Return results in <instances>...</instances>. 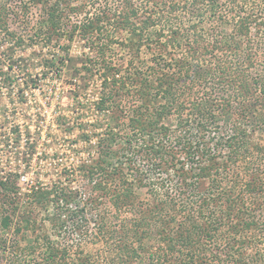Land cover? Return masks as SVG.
<instances>
[{"label":"trees","instance_id":"trees-1","mask_svg":"<svg viewBox=\"0 0 264 264\" xmlns=\"http://www.w3.org/2000/svg\"><path fill=\"white\" fill-rule=\"evenodd\" d=\"M29 1L41 11L33 36L47 47L64 43L65 54L47 57L44 69L59 77L78 38L91 52L87 78L100 81L95 110L117 116L96 141L100 158L77 166L83 193L66 177L49 189L36 180L21 194L18 171L0 173V233L11 234L0 236V264H97L81 242L53 239L94 216L92 231L108 249L103 264H264L261 0H105L74 23L82 12L72 0ZM6 2L0 34L12 41L8 18L17 13ZM116 45L129 53L126 62L112 58ZM13 66L0 56V77L9 81ZM136 187L150 188L151 203L140 201ZM22 205L25 215H17ZM37 208L51 209L54 233H39ZM107 209L130 217L113 227ZM152 236L158 243L146 248ZM5 253L11 257L3 263Z\"/></svg>","mask_w":264,"mask_h":264},{"label":"rangeland","instance_id":"rangeland-1","mask_svg":"<svg viewBox=\"0 0 264 264\" xmlns=\"http://www.w3.org/2000/svg\"><path fill=\"white\" fill-rule=\"evenodd\" d=\"M103 2L105 0H72V5L79 7V11L82 13L79 16L71 17L70 22L79 21L85 14L93 12V8ZM6 3L9 9L13 6L17 15L8 18V28L15 34L14 40L11 41L10 38L0 34V56L4 59V65H11V63L14 65L10 72L12 78L9 81L0 77V173L3 175L10 169H16L22 177L27 178L28 184L20 181L21 194L27 192L31 180L33 182L38 180L41 188L49 189L52 185L67 183L66 177L71 179L69 183L72 187L80 189L83 193L85 180L78 173V169L81 166L91 165L100 158V150H98L99 146L96 141L106 134L105 131L108 127H115L116 123L113 119L117 116V112L113 114L111 110H108L97 113L95 110L96 102L101 97L100 81L97 77L87 78V74L82 68L88 61V57L91 56V52L82 41L78 38L73 39L69 48L70 59L59 77L53 72H47L44 69V60L47 57L64 55V43H53L47 47L42 44L40 39L33 36L31 27L41 16L40 7L31 6L29 0H7ZM260 4L264 8V0H261ZM20 6L28 8L27 14H23V17L18 14ZM82 6L83 8H81ZM224 29L227 33L231 30L230 27H224ZM17 38L23 41L21 46L13 44ZM14 47L16 48L13 52L11 48ZM126 51L123 47L116 45V51L112 54V58L119 63H124L130 57ZM145 56L147 55L142 54L141 57L146 58ZM263 66L264 64L261 63L259 69ZM75 69L84 72L75 75V72H79ZM52 71L56 72L54 69ZM78 89L83 92L80 94L77 104V101H72L71 98ZM21 93L23 96H20ZM76 106L83 110L75 111ZM17 127L22 129L23 137L16 131ZM10 139L13 142L12 147H10ZM261 139L264 140V135H261ZM89 140L94 143H90ZM71 145L76 147L74 151L71 150ZM59 158L63 160L56 162ZM139 163L140 165L144 164V160H140ZM79 165L81 166L77 167ZM128 173L132 174L131 170H128ZM147 177L145 183H148V179H151L152 175L147 174ZM157 189L161 190L160 193L166 190L159 187ZM149 190V187L135 188L141 202L151 203L152 194L149 193ZM85 199L86 195L80 193L79 202ZM106 205L108 206V204ZM35 211L33 215L39 221V233L43 234L45 231L49 234L54 233L46 220L51 216V209L37 208ZM107 211L109 218H113L111 219L114 223L113 227L120 220L123 221L130 217L123 210L116 218L111 214L112 210L107 209ZM88 212L92 211L88 210ZM18 213L25 215L24 205L20 206L17 215ZM94 217H90L92 218L91 223L86 228H83L81 223L74 222V228H76L75 226L82 227L68 235L61 233L59 237H55L53 234L52 236L57 240L65 237L68 241L72 240L73 243L81 242L83 250L95 259L97 264H103L108 249L103 248L102 241L98 238L99 235L92 231V229H96V225H93ZM68 229V231L73 230L72 227ZM31 235L30 230L23 237L24 241L22 240L21 245L30 242L28 238ZM0 236L9 238L11 234L2 232ZM144 243L148 248L154 245L156 247L158 242H155L152 236L144 239ZM5 255L3 263L11 257L9 253H5Z\"/></svg>","mask_w":264,"mask_h":264},{"label":"built area","instance_id":"built-area-1","mask_svg":"<svg viewBox=\"0 0 264 264\" xmlns=\"http://www.w3.org/2000/svg\"><path fill=\"white\" fill-rule=\"evenodd\" d=\"M18 129L16 130L18 133H19V135L21 136V137H23V133H22V129L20 128V127H17ZM90 141V143L91 142H93L92 140H89ZM25 142H26V139H25ZM10 143H11V146L10 147H12V144H13V142H12V139H10ZM94 143V142H93ZM28 144V143H27ZM70 148H71V150L72 151H74V149L76 148V147H74V145H71L70 146ZM68 150V149H67ZM70 150V151H71ZM67 152V151H66ZM29 156V155H28ZM61 160H63L62 158H59V159H57L56 160V162H61ZM27 161H28V159H27ZM28 163V162H27ZM68 169H69V166L67 167ZM75 168V167H74ZM62 170V169H61ZM72 172V171H71ZM31 180V179H30ZM19 181H24V182H26L27 183V178H25V177H22L21 175H20V179H19ZM32 183H34L32 180H31V182H30V184H32ZM28 184V183H27Z\"/></svg>","mask_w":264,"mask_h":264}]
</instances>
